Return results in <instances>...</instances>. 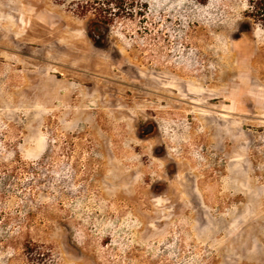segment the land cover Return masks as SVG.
Masks as SVG:
<instances>
[{
	"label": "rangeland",
	"instance_id": "obj_1",
	"mask_svg": "<svg viewBox=\"0 0 264 264\" xmlns=\"http://www.w3.org/2000/svg\"><path fill=\"white\" fill-rule=\"evenodd\" d=\"M135 1L0 0V264H264V0Z\"/></svg>",
	"mask_w": 264,
	"mask_h": 264
},
{
	"label": "trees",
	"instance_id": "obj_2",
	"mask_svg": "<svg viewBox=\"0 0 264 264\" xmlns=\"http://www.w3.org/2000/svg\"><path fill=\"white\" fill-rule=\"evenodd\" d=\"M123 3H124V0H120V2H119V4H116L117 6L119 5H123ZM134 3H136V1L135 0H132V2H131V5H134ZM132 13V12H131Z\"/></svg>",
	"mask_w": 264,
	"mask_h": 264
}]
</instances>
